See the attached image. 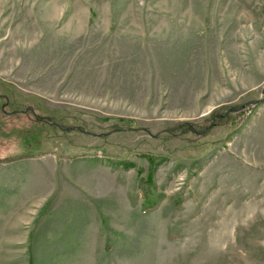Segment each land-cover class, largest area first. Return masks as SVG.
<instances>
[{
  "label": "rangeland",
  "instance_id": "1",
  "mask_svg": "<svg viewBox=\"0 0 264 264\" xmlns=\"http://www.w3.org/2000/svg\"><path fill=\"white\" fill-rule=\"evenodd\" d=\"M0 264H264V0H0Z\"/></svg>",
  "mask_w": 264,
  "mask_h": 264
},
{
  "label": "trees",
  "instance_id": "2",
  "mask_svg": "<svg viewBox=\"0 0 264 264\" xmlns=\"http://www.w3.org/2000/svg\"><path fill=\"white\" fill-rule=\"evenodd\" d=\"M116 121V120H115ZM123 121V120H122ZM148 202H151V200H149Z\"/></svg>",
  "mask_w": 264,
  "mask_h": 264
},
{
  "label": "bare ground",
  "instance_id": "3",
  "mask_svg": "<svg viewBox=\"0 0 264 264\" xmlns=\"http://www.w3.org/2000/svg\"><path fill=\"white\" fill-rule=\"evenodd\" d=\"M261 202V201H260Z\"/></svg>",
  "mask_w": 264,
  "mask_h": 264
}]
</instances>
